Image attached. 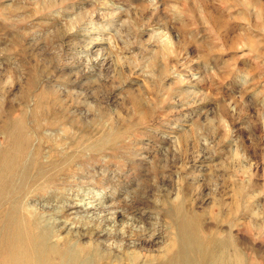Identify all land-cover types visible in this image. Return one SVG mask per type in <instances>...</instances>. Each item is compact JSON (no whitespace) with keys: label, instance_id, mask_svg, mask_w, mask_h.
<instances>
[{"label":"rangeland","instance_id":"374dc122","mask_svg":"<svg viewBox=\"0 0 264 264\" xmlns=\"http://www.w3.org/2000/svg\"><path fill=\"white\" fill-rule=\"evenodd\" d=\"M0 141L56 234L156 255L182 200L264 264V0H0Z\"/></svg>","mask_w":264,"mask_h":264},{"label":"bare ground","instance_id":"6f19581e","mask_svg":"<svg viewBox=\"0 0 264 264\" xmlns=\"http://www.w3.org/2000/svg\"><path fill=\"white\" fill-rule=\"evenodd\" d=\"M93 42L88 43L90 45ZM24 141H28V137ZM1 146L2 141L0 264H256L250 257L246 263L241 253L242 246L231 233V228L222 232V237L218 240L212 234L206 235V226H200L195 221L196 216L192 218V212L182 200L171 205L166 212L168 236L156 255L142 256L138 250L141 246L137 242L130 241V249H127L125 244L114 241L112 232L106 228L99 235L102 242L97 240L103 244L100 247L92 246L93 243L85 245L71 239L72 237L65 238L64 234H56L53 223L62 224L61 227L66 230L74 228L73 223L54 213L51 214L52 217L46 218L26 202L27 195L38 191L40 187H32L23 192L19 187L17 174V159L23 150L17 145L5 148ZM95 200L93 198L85 202L83 199H75L73 204L67 206V211L74 215L86 212L95 215L101 222L113 220L114 214L110 215L108 206ZM4 203L7 204L5 208ZM200 230L205 233H200Z\"/></svg>","mask_w":264,"mask_h":264}]
</instances>
